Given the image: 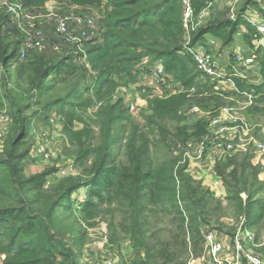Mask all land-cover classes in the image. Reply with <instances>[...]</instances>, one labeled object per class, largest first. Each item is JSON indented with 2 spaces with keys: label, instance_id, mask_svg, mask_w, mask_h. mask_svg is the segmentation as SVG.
<instances>
[{
  "label": "trees",
  "instance_id": "obj_1",
  "mask_svg": "<svg viewBox=\"0 0 264 264\" xmlns=\"http://www.w3.org/2000/svg\"><path fill=\"white\" fill-rule=\"evenodd\" d=\"M21 1L39 9L50 0ZM54 1L98 10L95 38L83 44L89 69L73 63L74 52L64 48L48 47L18 60L21 36L0 12V111L9 123L0 152V264H81L87 230L96 227L97 218L106 222L110 247L126 243L130 249L128 258L118 255V264H187L203 257L207 229L232 239L241 218L254 235L248 247L264 261V179L259 178L264 169L254 164L253 150L215 162L224 198L215 197L183 163L185 150H193L207 128L203 118L190 123V109L214 116L242 102L247 92L254 96L247 116H264L262 48L251 53L259 83L238 68L246 78L232 77L231 90H216L215 82L196 70L190 52L202 47L213 55L217 44L223 51L238 37L253 49L255 30L244 16L248 9L264 16L258 0H241L234 19L225 4L215 5L189 35L181 0ZM208 1L190 0L194 15ZM49 31L55 45L59 39ZM212 40L216 46H210ZM228 61L235 64L232 55ZM156 66L173 91L146 96L140 125L118 93ZM51 121L60 126L65 145L59 167L71 161L75 174L55 178L61 169L53 167L26 175L37 144L26 128H51ZM259 131L254 137L264 140Z\"/></svg>",
  "mask_w": 264,
  "mask_h": 264
},
{
  "label": "built area",
  "instance_id": "obj_2",
  "mask_svg": "<svg viewBox=\"0 0 264 264\" xmlns=\"http://www.w3.org/2000/svg\"><path fill=\"white\" fill-rule=\"evenodd\" d=\"M223 1L209 0L203 10L194 15L190 0H181L182 23L187 35L202 25L215 5L225 4L230 8L231 19H234L233 11L241 0ZM72 7L78 9V7ZM258 7L264 11V0H258ZM63 9L53 0L46 2L43 8L39 9H29L21 0H0V12L8 18L9 23L21 36L18 60H24L31 53L43 52L48 47H53L55 51L64 48L63 51L74 52L73 63L86 66L89 69L83 44L95 38L97 23L89 16L62 13ZM244 17L255 30L252 41L253 49L248 47L250 54L246 55L245 51L236 47L232 53L235 61L232 67L230 63L227 64V67H222L215 56L202 47L190 51L196 70L211 78L216 84V90L234 89L232 77L246 78L244 72L241 75L238 74V68H244L246 71L250 67L256 66L251 53L259 48L264 50V16H261L255 9H248ZM257 19L261 21L258 22ZM48 29L52 35L59 39L55 45L49 42V34L46 33ZM209 44L216 46L213 40ZM149 76L155 80L157 85L155 91L152 90L151 97H163L164 91L171 90L164 78L161 66H156ZM242 96L244 97L242 102H235L236 106H225L214 116L202 112L196 107L187 111V114L204 118L207 128L206 134L195 143L191 153H185L183 163L187 164L186 172L190 174V166L197 167L198 164H205L208 162L207 159L211 158L213 160L211 169L213 181L210 184V190L215 195L219 186L222 185L220 179L216 178L213 173L216 161L236 152H246L251 147L254 164H259L264 169V142L257 141L254 137L250 117L246 114L254 103V96L247 92L242 93ZM129 106L130 111L133 110V106L131 104ZM8 125L5 111H0V140L5 136ZM253 237V233L246 226L245 218L239 220L235 236L232 239L218 234L215 230L207 229L203 235L205 257L210 264H242L243 262L245 264H264L262 258L248 247L253 242ZM95 264L118 263L108 257Z\"/></svg>",
  "mask_w": 264,
  "mask_h": 264
},
{
  "label": "rangeland",
  "instance_id": "obj_3",
  "mask_svg": "<svg viewBox=\"0 0 264 264\" xmlns=\"http://www.w3.org/2000/svg\"><path fill=\"white\" fill-rule=\"evenodd\" d=\"M225 1L227 2L229 0H224L223 2ZM55 2L59 6L64 8L62 13H71V14L76 13V14H81L84 16H89L92 18L94 17L95 20L98 19V10L96 9H92V8L74 9L72 6L68 5L67 3H60L58 1H55ZM223 5L224 4H219L217 6H220L222 8ZM257 21L260 22L261 20L257 19ZM242 31L244 32L245 30L243 29ZM206 40L209 41L211 40V38L207 36ZM236 47L245 51L246 55L249 53L247 43H245V41L242 40L240 37H238L235 44H233L232 46L226 49H223V51L219 49V44H217L216 49H214L212 53L217 59V61L221 64L222 67H227V64L229 63L228 57L232 55ZM8 64L6 65V70H5L6 76L9 75L11 72L9 70ZM248 70L250 71V74H249L250 80L252 82L259 83L260 77L258 76L257 67L252 66ZM156 87L157 85H156L155 80L151 78L150 76L144 75L141 78L140 82L136 85H133L129 90L123 89V88L119 90V93H118L120 95L119 97L124 98V100L126 101L125 102L126 105L131 104L133 106V110L131 111L129 110V113L131 117L140 125L142 124L141 119L145 115L146 96L151 97L153 93L152 90L155 91ZM148 89L150 91H148ZM170 89H172L173 91V87L170 86ZM235 104L236 103H234L233 106H236ZM186 116L190 118L191 124H193L194 122H197L200 118H202L200 116L190 115V114H187ZM249 120H250V125L252 127V133L256 134L255 130L259 128L260 131L259 133H257V135L264 136V133H262V130H264V116H259L258 118H255V119L250 118ZM51 122L53 125L51 126V128H49L48 126L45 128H41L42 125H40L38 129L34 130L33 132H31L33 129L32 125L26 128L27 134L31 136L34 135V139L37 142L34 152L32 153V155H30V158L35 159V162L26 166L25 168L26 175L40 173L48 168H53V167L61 169L60 172L56 176H54L55 178H60L62 176L75 174L74 169L71 167V161L69 162L66 168L59 167L58 160L60 158L57 160V157L59 156H61V158L64 157L65 145L63 144L64 141L61 136L60 126L58 124H55L54 121H51ZM257 141L264 142L263 139L262 140L259 139ZM2 148H3V143H2V140H0V152ZM249 149L252 150L251 147ZM185 151L186 153H191L192 150H185ZM115 154L117 158L120 160V157L122 156L121 146H118L116 148ZM184 157H185V154H184ZM207 161L208 162H206L205 164H198L197 167H194L193 165L189 167L190 175L194 179L200 180L203 186L205 187L209 185L205 181V177L206 175L207 176L211 175L210 173L212 172L211 169H212L213 160L211 158H208ZM204 173L206 175H204L205 177L202 178V174ZM212 179H213V176H212ZM95 223H96V227L87 230L88 236L86 238V244L79 254L80 263L81 264L83 263L84 264H95L96 262L106 259L108 257L109 258L111 257L113 260L116 261V263H119V258H120L118 256L119 254L121 255V257H124L125 259L128 258V256L130 255V249L128 245L126 243H122L119 249L110 247L107 242L108 231L106 227V222H104V220H101V218H97ZM234 223H235L234 221H231L230 225ZM160 227L163 228L164 226L160 225ZM182 258L186 259L185 256H183ZM201 258L206 259L205 253L203 257ZM206 262H208L207 259L204 260L202 264H208Z\"/></svg>",
  "mask_w": 264,
  "mask_h": 264
},
{
  "label": "crops",
  "instance_id": "obj_4",
  "mask_svg": "<svg viewBox=\"0 0 264 264\" xmlns=\"http://www.w3.org/2000/svg\"><path fill=\"white\" fill-rule=\"evenodd\" d=\"M210 174H211V175H209V176H207L205 173L202 174V178H204V177H205L204 175H206V177H205V181L209 184V185L207 186V188H209V189H210V187H211L210 184H211V182L213 181V179H212L213 174H212V173H210ZM259 178H260V180H263V179H264V170H263V173L259 176ZM215 197H218V198H224V197H225V191H224V188H223L222 185L219 186L218 192H217V194L215 195ZM225 224L230 225V221L225 220ZM222 236H225V237L229 238V237L226 236V235H222ZM253 236H254V235H253ZM253 241H254V237H253ZM261 244L264 245V234L262 235V238H261ZM204 260H206V259H204V258L199 259V258H198V259L191 260L188 264H202V262H203ZM206 263L209 264V261L206 262Z\"/></svg>",
  "mask_w": 264,
  "mask_h": 264
}]
</instances>
